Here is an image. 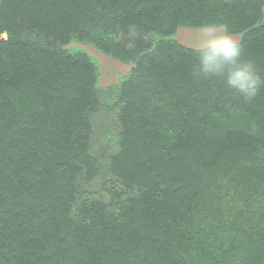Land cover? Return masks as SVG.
I'll return each instance as SVG.
<instances>
[{
    "label": "trees",
    "instance_id": "1",
    "mask_svg": "<svg viewBox=\"0 0 264 264\" xmlns=\"http://www.w3.org/2000/svg\"><path fill=\"white\" fill-rule=\"evenodd\" d=\"M54 1L69 9L65 18L73 14V6L84 2ZM10 3L0 0V13L8 11ZM130 3L94 9L84 18L78 15L76 28L66 22H44L38 12L2 21L4 26L7 22L9 37L0 40V264H186L165 233V228L183 220L174 213L180 200L176 204L168 200L167 160L184 151L179 147L187 145L189 150L202 142L200 155H212L206 127L211 125V111L225 106L223 100L238 108L242 118L233 119L232 131L219 129L218 142L229 137L238 141L254 129L264 135V90L245 101L219 80L195 79L192 66L197 52L160 44L137 61L122 83L117 117L123 134L134 136L140 143L139 154L148 159L129 158L123 152L133 167L120 164L113 170L116 179L106 188L109 201L85 198L72 217L90 134L83 111L93 95L95 77L89 58L61 48L71 37L116 49L118 45L103 39L99 29L135 26L165 33L179 21H216L228 32L241 34L243 54L264 74V0ZM105 13L113 15L112 21L103 18L101 26L94 25ZM4 17L0 14V19ZM84 20L98 34L83 32ZM254 43H260L258 55L245 50ZM214 147L213 162L218 152ZM124 171H131L130 178L144 188L140 199L126 198L120 188L127 180ZM256 214L264 218V207L248 213L250 218Z\"/></svg>",
    "mask_w": 264,
    "mask_h": 264
},
{
    "label": "rangeland",
    "instance_id": "2",
    "mask_svg": "<svg viewBox=\"0 0 264 264\" xmlns=\"http://www.w3.org/2000/svg\"><path fill=\"white\" fill-rule=\"evenodd\" d=\"M130 2L131 0H84L73 6V14L65 18L69 9L65 5L59 7V3L54 0H11L8 11L2 10L0 13L5 16L0 19V40H7L9 37L7 22L4 26L2 21H8L13 16H31L38 12L39 19L44 22H66L76 28L81 19H74L78 15L84 18L94 9H113L123 3L131 5ZM261 11L264 22V3ZM112 17L111 13H105L104 17L98 16L94 25H100L103 18L112 21ZM179 22V25L167 29L165 33L138 30L135 26L125 27L123 30H116L114 26L112 29H99L98 33L102 31L100 33H103V39L118 45L116 49L108 46L101 48L94 42L79 37H71L61 46L68 54L81 53L89 58L95 77L93 95L83 111V116L89 123L90 134L86 157L80 166L72 217L75 218L76 209L85 198L87 201L88 198L109 201L106 188L111 186L108 182L116 179L113 170L120 167V164L131 168L133 165L128 163L129 158L148 159V155L139 154V141L130 134L124 135L118 124L121 85L137 61L160 44H177L196 51L194 39L201 24ZM85 23L84 20L81 28L83 32L88 34L90 31L92 35L97 33L96 29L93 30ZM71 27H65L64 30ZM229 34L240 42L241 34ZM258 46L260 43H254L245 50L258 55L261 53ZM223 103H226L225 106L211 111V125L206 127L212 155L213 145L216 146L215 152L218 151L215 161L213 162L212 155L209 158L200 155L203 142L189 150L187 145L179 147L184 148V151L178 153L172 161L167 160L166 170L171 180L170 185H167L170 193L168 200H176L174 204L180 200L174 213L183 217V220L176 221L177 225L174 223L172 228H165L166 238L175 253L186 259V264H264V218H258V214L252 218L248 215L249 211L264 207V135L259 129H254L251 136L243 134L238 141L229 137L226 142H218L219 129L232 131L233 119L238 121L242 118L238 108L231 102L223 100ZM210 131L212 135L209 136ZM124 172L127 180L120 188L124 189L126 198L140 199L144 188L137 184L138 180L130 178L131 171ZM118 181L121 183V180ZM208 181L209 185L206 184ZM116 210L112 208L113 212Z\"/></svg>",
    "mask_w": 264,
    "mask_h": 264
},
{
    "label": "clouds",
    "instance_id": "3",
    "mask_svg": "<svg viewBox=\"0 0 264 264\" xmlns=\"http://www.w3.org/2000/svg\"><path fill=\"white\" fill-rule=\"evenodd\" d=\"M194 45L195 79L219 80L224 89L245 101H252L264 90V74L253 59L243 54L240 42L229 34L226 25L216 21L201 24Z\"/></svg>",
    "mask_w": 264,
    "mask_h": 264
}]
</instances>
